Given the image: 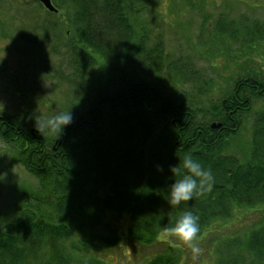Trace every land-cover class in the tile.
<instances>
[{"label":"trees","instance_id":"obj_1","mask_svg":"<svg viewBox=\"0 0 264 264\" xmlns=\"http://www.w3.org/2000/svg\"><path fill=\"white\" fill-rule=\"evenodd\" d=\"M34 1L56 17L47 21L54 35L65 33L69 51L78 54L75 74L82 76L87 64L100 65L105 77L86 95L77 82L58 110L73 116L59 136L37 131L27 112L0 110V138L11 150V164H21L38 181L17 185L19 202L0 215V264H107L124 220L134 244L166 243L146 264H182L186 248L161 234L185 210L199 216V238L215 264H264V219L241 237L226 238L219 234L223 226H216L238 211L264 212V107L252 115L257 101L264 105V73L244 68L218 102L201 108L182 90L185 72L176 73L180 88L163 84L164 47L148 45V31L137 18L142 4L52 0L59 16ZM249 28L263 37L264 22ZM227 33L237 31L224 27ZM117 61L123 67L115 68ZM199 89L203 94L210 86ZM246 123L251 136L244 143L239 136ZM176 153L191 154L214 180L192 200L171 206L169 187L180 178L171 166L182 167Z\"/></svg>","mask_w":264,"mask_h":264},{"label":"rangeland","instance_id":"obj_2","mask_svg":"<svg viewBox=\"0 0 264 264\" xmlns=\"http://www.w3.org/2000/svg\"><path fill=\"white\" fill-rule=\"evenodd\" d=\"M135 3L143 6L139 7L142 9L137 18L148 31V45L161 42L164 47V68L159 73L163 84L174 90L180 88L176 73L185 72L186 85L182 90L193 95L201 108L218 102L233 79L244 74V68L264 73V35L260 37L253 31L257 35L252 38L253 32L248 30L253 22H264V0H135ZM61 12L69 16L72 13L66 8ZM65 17L61 16L68 23ZM55 19L34 0H0V110L45 118L62 108L77 90V82L84 83L81 91L86 95L104 79L105 69L100 65L87 64L82 76L75 74V69L81 67L78 54L69 51L65 33L61 32L60 37L54 35V28L47 21ZM224 27L235 29L237 34L223 35ZM22 33L25 39L20 36ZM123 65L117 61L114 67ZM107 67L110 73L116 72L113 66ZM193 78L196 82H191ZM190 82L195 87L191 88ZM206 84L210 89L202 94L199 86ZM263 107L257 101L252 115ZM246 127L239 136L244 143L251 136L249 123ZM11 156V150L0 138V215L19 202L14 193L17 185L38 182L21 164H11ZM261 213L238 211L235 218L216 224L217 228L223 226L219 234L226 238L241 237L254 222L264 219V212ZM118 225L121 241L106 253L107 264H146L167 246L165 242L152 247L136 245L126 234L128 221H119ZM204 242L198 240L201 254L196 261L185 247L183 257L188 258L182 264H215L214 257L206 253Z\"/></svg>","mask_w":264,"mask_h":264},{"label":"clouds","instance_id":"obj_3","mask_svg":"<svg viewBox=\"0 0 264 264\" xmlns=\"http://www.w3.org/2000/svg\"><path fill=\"white\" fill-rule=\"evenodd\" d=\"M73 116L70 110H60L50 116L41 118L35 116V127L42 133H51L59 136L66 125L72 122ZM176 155L179 157V164L171 166V172L180 176L169 187L168 203L171 206H178L181 202H188L195 195L210 188L214 180L210 169L205 168L201 162L191 154ZM159 167V166H158ZM200 232L199 216L192 210H185L175 221L172 227H165L162 237L178 241L182 246L190 250L191 259L196 261L201 248L198 243Z\"/></svg>","mask_w":264,"mask_h":264},{"label":"water","instance_id":"obj_4","mask_svg":"<svg viewBox=\"0 0 264 264\" xmlns=\"http://www.w3.org/2000/svg\"><path fill=\"white\" fill-rule=\"evenodd\" d=\"M41 2L49 11L58 12V9L52 3V0H38ZM215 126V124L213 125Z\"/></svg>","mask_w":264,"mask_h":264},{"label":"flooded vegetation","instance_id":"obj_5","mask_svg":"<svg viewBox=\"0 0 264 264\" xmlns=\"http://www.w3.org/2000/svg\"><path fill=\"white\" fill-rule=\"evenodd\" d=\"M54 13V12H53ZM54 14H56V15H59L60 16V14L59 13H54Z\"/></svg>","mask_w":264,"mask_h":264}]
</instances>
